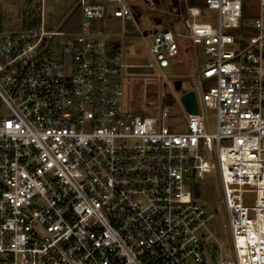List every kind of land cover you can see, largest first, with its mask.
I'll use <instances>...</instances> for the list:
<instances>
[{"label": "built area", "instance_id": "built-area-1", "mask_svg": "<svg viewBox=\"0 0 264 264\" xmlns=\"http://www.w3.org/2000/svg\"><path fill=\"white\" fill-rule=\"evenodd\" d=\"M106 1L79 0L77 30L45 31L43 5L42 31L0 30V264H211L195 179L214 170L234 251L219 264H264V0L253 25L246 0H184L179 35L213 58L182 94L195 92L198 114L177 98L185 132L164 124L170 106L160 118L127 107L133 66L92 20L133 14ZM208 9L215 25L197 21ZM57 35L62 60L42 58ZM146 42L154 72L180 53L168 29Z\"/></svg>", "mask_w": 264, "mask_h": 264}, {"label": "rangeland", "instance_id": "rangeland-1", "mask_svg": "<svg viewBox=\"0 0 264 264\" xmlns=\"http://www.w3.org/2000/svg\"><path fill=\"white\" fill-rule=\"evenodd\" d=\"M79 0H0V30L2 31H42L41 10L44 9V29L47 32L68 31L63 28L66 19L74 12ZM98 3H107L106 0H95ZM133 14V19L124 23L114 19L113 13L108 14L107 20H92L95 28L121 33L124 31L123 48L126 57L135 60L152 59L146 40L152 39L162 29H168L174 33L179 45L180 53L175 57H169V64L162 69L157 68L153 74L143 72H131L128 75L130 84L127 85L125 102L127 107L135 113L143 116L160 118L163 106H170L174 115L164 120V124L175 132L187 130L186 121L183 118L182 109L177 101L184 92L194 89L199 85L197 74L212 61V56L206 52L203 44L193 45L187 35L185 26L186 5L184 0H126ZM248 15L247 25H253L254 19L260 16L257 1L246 0ZM110 9L116 4H109ZM39 8V9H38ZM217 12L204 10L198 18L199 22L217 23ZM264 32V29H263ZM241 37L245 36L244 29L239 31ZM63 36L57 35L48 50L41 55L42 58L62 60ZM50 38L47 36L45 42ZM45 48V46H43ZM72 58L68 56V61ZM264 66V61H263ZM164 77L161 78V74ZM147 101H154L149 104ZM200 154L205 160L215 162V159L202 150ZM195 189L200 192L197 202L213 215L209 223V229L213 233L211 246H215V256L211 264H219L222 260L234 259L232 239L229 231V222L223 204V189L221 180L216 170L205 173L203 178H196ZM245 203L253 205L255 194L247 193L244 196ZM250 216L253 212L250 211Z\"/></svg>", "mask_w": 264, "mask_h": 264}, {"label": "water", "instance_id": "water-1", "mask_svg": "<svg viewBox=\"0 0 264 264\" xmlns=\"http://www.w3.org/2000/svg\"><path fill=\"white\" fill-rule=\"evenodd\" d=\"M129 63L133 66L131 68V72H143L147 74H153L154 70L151 67H147L148 65V60L147 59H139L135 60V58L131 57L129 60ZM181 101L186 108V110L190 114H198L199 109H198V103H197V98L196 94L194 91H189L185 93L184 95L181 96Z\"/></svg>", "mask_w": 264, "mask_h": 264}, {"label": "trees", "instance_id": "trees-1", "mask_svg": "<svg viewBox=\"0 0 264 264\" xmlns=\"http://www.w3.org/2000/svg\"><path fill=\"white\" fill-rule=\"evenodd\" d=\"M190 4L192 6H201L203 9L205 5L203 2L198 0H190ZM79 21H80V14L78 10H75L67 19L66 22L63 24V28L69 29V30H77L79 28ZM200 192L198 189H195V195L199 196Z\"/></svg>", "mask_w": 264, "mask_h": 264}, {"label": "crops", "instance_id": "crops-1", "mask_svg": "<svg viewBox=\"0 0 264 264\" xmlns=\"http://www.w3.org/2000/svg\"><path fill=\"white\" fill-rule=\"evenodd\" d=\"M108 18V17H107ZM107 18L105 19V20H107ZM114 19H119V20H121V22L122 23H124V21L122 20V19H120V18H114ZM131 20V19H130ZM126 21V20H125ZM129 21V20H128ZM184 22H185V20H184ZM185 24V23H184ZM186 26V25H185ZM107 32H109L110 34H112V46H113V48L114 47H116V46H119V45H121V47L123 48L124 46H123V39L125 38V33H124V36L123 37H121V33L119 34V33H117V32H110V31H107ZM115 49V48H114ZM123 51H124V48H123ZM130 58L131 57H128V59L130 60ZM130 72H131V69H130Z\"/></svg>", "mask_w": 264, "mask_h": 264}]
</instances>
